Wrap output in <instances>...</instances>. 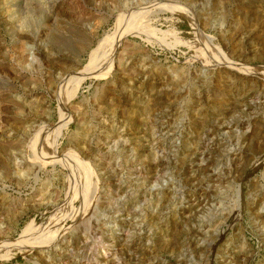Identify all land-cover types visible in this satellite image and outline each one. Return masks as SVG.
Returning <instances> with one entry per match:
<instances>
[{
	"label": "rangeland",
	"instance_id": "rangeland-1",
	"mask_svg": "<svg viewBox=\"0 0 264 264\" xmlns=\"http://www.w3.org/2000/svg\"><path fill=\"white\" fill-rule=\"evenodd\" d=\"M258 128L264 0H0V264H264Z\"/></svg>",
	"mask_w": 264,
	"mask_h": 264
},
{
	"label": "bare ground",
	"instance_id": "bare-ground-1",
	"mask_svg": "<svg viewBox=\"0 0 264 264\" xmlns=\"http://www.w3.org/2000/svg\"><path fill=\"white\" fill-rule=\"evenodd\" d=\"M53 2V1H52ZM146 13V12H145ZM150 14V13H149ZM142 15V14H141ZM132 21V20H131ZM141 23V22H140ZM134 25V24H133ZM140 25V24H139ZM122 33H120V32H118L116 35H115V37H113V38H109L106 42H105V44H107V47H105V48H107V49H101L100 47L99 48H95V49H93L92 50V52H91V60H92V62H90L91 64L89 65V66H91V67H87V69H85L86 71H84L83 73H79V72H76L73 76H71L70 78H72V79H74V80H81L82 78L84 79V77L85 76H89V75H96L97 73H98V71L99 70H101L100 69V67H103V66H106V64H108V63H110V62H112V60H114V58L116 57V55H115V53H117L116 51H117V47H119V44H120V37L122 36L121 35ZM247 34V33H246ZM42 36V35H41ZM103 44H101V46H102ZM238 45V44H237ZM104 46V45H103ZM243 46V45H242ZM124 47V46H123ZM122 47V48H123ZM125 50V49H124ZM124 50H122V51H124ZM121 52V51H120ZM127 52V51H126ZM119 56V55H118ZM98 62L100 63V65H98ZM94 65H97L96 67H95V69H93V67H94ZM96 68H97V70H96ZM99 68V69H98ZM108 68V67H107ZM106 68V69H107ZM93 69V70H92ZM104 69V68H103ZM101 73H102V70L100 71ZM99 72V74L101 75V73ZM103 72H105V71H103ZM98 74V75H99ZM97 76V75H96ZM102 76V75H101ZM77 84V83H76ZM197 106V105H196ZM197 108V107H196ZM195 108V109H196ZM194 109V108H193ZM194 109V110H195ZM198 110V109H197ZM230 123V122H229ZM235 125V124H234ZM236 126V125H235ZM220 128V127H219ZM218 128V129H219ZM222 128H224V127H222ZM225 128H228L227 126L225 127ZM260 128V127H259ZM255 129V130H253L252 132H251V138L255 141H257L256 143H258L259 141H260V139L261 138H264V129ZM263 128V127H262ZM229 129V128H228ZM226 130V129H225ZM250 137V136H249ZM251 139V140H252ZM260 142H262V140L260 141ZM210 144V143H209ZM253 144H254V142H253ZM261 144H263V143H261ZM205 145V144H204ZM254 145H256V144H254ZM205 146H208V145H205ZM258 146V145H257ZM210 147V146H209ZM208 147V148H209ZM262 147H264V146H262ZM204 148V147H203ZM207 148V147H206ZM207 148V149H208ZM211 148V149H210ZM208 150H212V146L210 147ZM261 148V147H260ZM206 150V149H205ZM198 154V153H197ZM210 154V153H209ZM207 155H208V152H202V156L201 157H207ZM248 156V155H247ZM208 157H210V156H208ZM201 160H202V158H201ZM204 160V159H203ZM215 161V160H214ZM74 162V161H73ZM203 162V161H202ZM205 162V161H204ZM245 162V161H244ZM33 163V162H32ZM206 163V162H205ZM212 163V162H211ZM237 165V164H236ZM248 165V164H247ZM204 166V165H203ZM193 167V166H192ZM234 168V167H233ZM236 168H239V166L237 165V167ZM204 169V168H203ZM205 169H206V165H205ZM204 169V170H205ZM210 169V168H209ZM235 169V168H234ZM233 169V170H234ZM207 170V169H206ZM213 170V169H212ZM217 170H218V168H217ZM239 170V169H238ZM237 171V170H236ZM209 173V172H208ZM208 173H207V175H208ZM208 178V177H207ZM213 178V177H212ZM218 178V177H217ZM254 186V185H253ZM254 189H256V187L254 188ZM259 190V189H258ZM258 190L255 192V191H253L254 193H253V201L251 202V204H248V207L250 206V209H248V210H251V211H249V212H251V215L253 216V218L254 219H257V217H259L260 216V213L258 212L259 210H256L257 209V207H258V203H261L262 201V197L263 196H261L260 197V194H258L257 192H258ZM251 192V191H250ZM264 192V191H263ZM236 193H237V191H236ZM240 194V193H239ZM238 197H239V195H237V200H235L236 199V197H235V201L233 202V205H234V207H235V209H237L238 210V205H239V202H238ZM241 198V197H240ZM260 198H262L260 201H259V199ZM240 201V200H239ZM258 201V202H257ZM255 202H257V203H255ZM247 203V202H246ZM220 205H221V202L219 203V214H218V225L219 226H216V228H218L219 227V230H221V231H223L222 229H223V226H224V224H225V221H226V219H228L229 218V216H230V214L234 211V207L233 208H231V210L230 211H228L227 213H225L224 212V210H223V208L222 209H220ZM247 206V205H246ZM245 206V207H246ZM94 207V206H93ZM230 207V206H229ZM247 207V208H248ZM235 212V211H234ZM233 212V213H234ZM230 213V214H229ZM237 213H239V212H237ZM88 214V213H87ZM233 215V214H232ZM239 214H234V216H235V223H234V225H233V227L234 228H236L238 225H237V223L239 222L238 221V216ZM254 219H252L253 221H254ZM106 220V219H105ZM240 220V219H239ZM252 221V222H253ZM256 221V220H255ZM1 223V222H0ZM240 223V222H239ZM216 224V223H215ZM254 224V223H253ZM206 227V226H205ZM241 228V227H240ZM1 229V228H0ZM216 230H218V229H216ZM237 231H238V228L236 229ZM221 231L219 232L220 234H221ZM208 232V231H207ZM217 234V233H216ZM197 236V235H196ZM33 239V238H32ZM30 240H31V238H30ZM26 241V240H25ZM242 241V240H241ZM17 243V242H16ZM209 243V242H208ZM239 244V243H238ZM241 247V246H240ZM245 248V247H244ZM246 250V249H245ZM247 251L248 250H246L245 252L244 251H241L242 253H239L238 255H237V257L239 258V257H241V258H239V260H244L246 257H247ZM249 253V252H248ZM50 255V254H49ZM117 256V255H116ZM238 260V261H239ZM224 261V260H223ZM61 263V262H60ZM209 263V262H208Z\"/></svg>",
	"mask_w": 264,
	"mask_h": 264
}]
</instances>
